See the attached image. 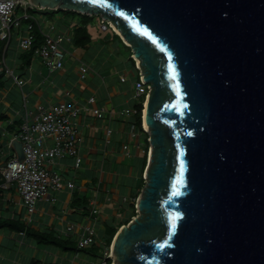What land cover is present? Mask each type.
Listing matches in <instances>:
<instances>
[{
  "label": "water",
  "instance_id": "95a60500",
  "mask_svg": "<svg viewBox=\"0 0 264 264\" xmlns=\"http://www.w3.org/2000/svg\"><path fill=\"white\" fill-rule=\"evenodd\" d=\"M30 1L110 19L152 86L147 179L112 264H264V0Z\"/></svg>",
  "mask_w": 264,
  "mask_h": 264
},
{
  "label": "crops",
  "instance_id": "0c3cea01",
  "mask_svg": "<svg viewBox=\"0 0 264 264\" xmlns=\"http://www.w3.org/2000/svg\"><path fill=\"white\" fill-rule=\"evenodd\" d=\"M63 27L65 29L63 31H69L72 35L70 27ZM17 36L16 33L11 39L8 53L3 55L7 57V61L10 58V62L16 66V72L25 79V82L21 88L14 77H10L9 83L0 87V111L6 110L8 115L6 120L0 121V165L13 155V152L18 153L12 142L14 140L21 142L15 138V134L20 131L23 122L17 125L15 121L24 117L25 110L23 112L22 106L25 101L28 109L35 112L39 103L47 104L67 99L84 104L88 96L95 95L97 99L95 104L105 107L109 116L102 118L105 120L100 122L101 120L91 112L81 113L76 118L77 128L83 138L81 165L76 167L75 158L69 155L59 157L51 164V168L63 174L65 179L75 182L74 188L63 186L60 190L51 189L38 202L36 211L30 213L23 204L16 185L12 184L5 188L2 182L0 219H17L36 229L54 230L57 234L76 241L82 232V226L92 223L97 225V241L103 245L107 221L123 220L126 217L117 219L115 216L119 213H125L127 216L130 213L128 206L130 198L134 189L139 188L148 168L146 133L140 129V133L132 138L128 131L131 115L121 113L122 108L133 106L139 101L134 94L136 71L130 60L129 51L122 54L114 40L115 44L112 47L103 44L93 51L91 55L94 56L95 63H92L85 57L86 47L92 45L89 43L79 52L73 50L74 57L68 58L62 68L55 69L50 68L40 56L34 54L31 63L24 68L22 74L19 72L22 63L19 55L22 49L19 47ZM127 45L130 46L128 43ZM80 59L91 66L86 77H82L79 72ZM122 76L125 77L124 80L121 79ZM11 86L16 87L18 94L21 95L18 99L20 106L16 105L10 95ZM68 90L71 92L69 95L66 93ZM22 92H25V96ZM134 99L137 101L131 105V100ZM109 124L114 128L110 143L106 141V128ZM126 140L130 141L129 154L122 147ZM94 204L98 207L96 213L91 212ZM69 224H74L71 230L67 229ZM106 252L105 247L101 254L105 255L98 261L91 256L96 253L67 251L52 244L39 245L33 238L25 236L23 231L17 232L8 226H0V264H101Z\"/></svg>",
  "mask_w": 264,
  "mask_h": 264
},
{
  "label": "built area",
  "instance_id": "2783aa9c",
  "mask_svg": "<svg viewBox=\"0 0 264 264\" xmlns=\"http://www.w3.org/2000/svg\"><path fill=\"white\" fill-rule=\"evenodd\" d=\"M19 8H22L20 13L18 12ZM43 8L30 0H0V37L9 42L17 32L19 47L23 50L28 49L35 40L33 30L38 24L43 33V41L35 48L34 54L40 56L50 68H62L68 59L67 55H72L67 45L71 41L72 35L69 31H58L56 23H52L45 29L42 21L34 14L33 10ZM111 24L110 19L100 18L101 29L106 30ZM131 55L136 60L135 54L132 53ZM137 65L134 94L139 98V102L144 103L152 86L145 79L141 65L139 63ZM78 69L81 76L86 77L91 66L80 59ZM1 73H5L11 78L14 77V80L22 88L25 79L16 72L14 66L9 65L5 55L0 59ZM121 79L124 80L125 77L122 76ZM66 93L71 94L69 90ZM23 95L25 96V92ZM96 100L95 95H90L84 104H78L74 100L67 99L47 104L39 103L35 112L29 110L27 102H24V120L20 131L15 134V138L22 142L24 157L20 158L17 152H13V155L0 165V173L4 179L2 186L6 188L15 184L21 194L23 204L30 213L36 211L38 202L51 189L60 190L63 186L75 187L73 180L65 179L63 174L51 168V164L57 158L69 155L75 158L76 167L81 165L83 138L77 128L76 118L83 112H91L94 116L103 118L107 110L101 105H96ZM136 112L138 109L135 105L126 106L121 110L123 115H132ZM141 126L147 132L149 140V129L143 125V122H141ZM128 131L132 138L140 133V129L134 123L129 124ZM113 132L114 128L109 124L106 128V141L108 143L111 141ZM122 147L128 154L130 153V141H124ZM150 147L151 145H149ZM143 179L144 181L147 179L146 173L143 175ZM97 211L98 207L94 204L91 212L96 213ZM73 225L69 224L67 229L71 230ZM82 228V232L77 237L79 248L95 243L98 236L94 224L86 223ZM113 260L114 257L111 252L107 251L101 264H112Z\"/></svg>",
  "mask_w": 264,
  "mask_h": 264
},
{
  "label": "trees",
  "instance_id": "16d2710c",
  "mask_svg": "<svg viewBox=\"0 0 264 264\" xmlns=\"http://www.w3.org/2000/svg\"><path fill=\"white\" fill-rule=\"evenodd\" d=\"M33 10L35 11V9H33ZM40 10H43L45 12L50 11V10L62 11L64 13L63 15L66 18L70 19V22L72 23L71 24V26H72V39L70 42L67 43L68 47L70 45H73L75 48L81 49V48L86 47L87 44L92 43L93 38H92V34L89 30L88 24L91 21V19L94 17V15H90L87 13H81V12L76 11V10L62 9V8H58V9L43 8ZM76 17H78V19ZM74 18H76L77 20L75 21ZM106 30L110 31V33L113 37V40L120 41L125 47L128 48L129 57H130L131 62L135 66V71H136V75H137L135 59L131 56V54L133 53L131 46L127 45L122 40L121 36L115 30H113L111 26H109L108 29H106ZM34 34H35V40H34L33 44L31 45V47L28 49H25V50L22 49V51L19 55V57L22 60V63L19 66L20 70L19 69L18 70H19V72L21 71L20 73H22V74L24 73V68L27 67V65H29L31 63V60L34 56L35 48L43 41V33H42L41 28L39 27L38 24H36V26L34 28ZM11 42H12L11 40L8 42L7 39L0 37V57H2L3 54L8 53V48H9ZM9 81H10V77L6 76L5 73L0 74V87L6 86L9 83ZM134 105L137 107L138 112L133 113L131 115V118L129 119V123H134L139 129H142L141 122H142L143 103L138 101ZM7 117H8V115L6 113V110H1L0 111V121L6 120ZM22 122H23L22 117L15 121V123L17 125H21ZM10 127L13 128L15 126H13V127L10 126ZM142 131H144V130L142 129ZM145 133H146V144H147L146 149H147L148 145H149V140H148L147 132H145ZM144 161H145V157H144ZM143 168H144V163H143ZM2 182H3V177L0 173V184ZM144 184H145V181L142 178L139 188L134 189V192L131 196L132 198H130V202H129L130 205L128 204L132 210V213H129L130 214L129 217H127L123 220L116 221V222H113L114 220L107 221L106 226H105V230H104L105 232H104V238H103L104 239L103 245L98 243V241H96L95 243H93L87 247L79 248L77 246V241L72 239V238L63 237V236L57 234L54 230L36 229V228L32 227L31 225H28V224H26L20 220L12 219V218H6V219H2V220L0 219L1 220L0 226L1 227L8 226L13 231H17V232L23 231L25 236L33 238L37 242V244H39V245L46 246L48 244H52V245H55L57 247L62 248L63 250H67V251H90L93 253H97L100 246H102L103 248H105V247L108 248L110 246L113 238H114V235L118 231L119 227L124 223H128L130 221L131 217L133 215H136L137 212H136L135 202H136L137 197L139 195V191H141Z\"/></svg>",
  "mask_w": 264,
  "mask_h": 264
},
{
  "label": "rangeland",
  "instance_id": "374dc122",
  "mask_svg": "<svg viewBox=\"0 0 264 264\" xmlns=\"http://www.w3.org/2000/svg\"><path fill=\"white\" fill-rule=\"evenodd\" d=\"M22 11V8H19V13ZM34 14L42 21V24H43V27L45 28V29H47L49 26H51V24L52 23H56V25H57V30L59 31V30H65L64 29V27L63 26H66V27H70V29H72V26H71V22H70V19L69 18H66L63 14V12L62 11H52V10H50V11H47V12H45V11H43V10H38V9H35V11H34ZM94 15V17L91 19V21L89 22V24H88V26H89V30H90V32H91V34H92V38H93V41H92V45H91V47H86V49H85V51H87L86 53H87V55L85 56L86 57V59L87 60H90L92 63H95V58H93L94 56H92L91 54L93 53V51L98 47V49L101 47V45H103V44H105V46H107V45H111V47H112V45H114L113 44V37H112V35H111V33H110V31H108V30H103V29H101L100 28V25H99V22H100V15L99 14H93ZM53 17V18H52ZM77 19H78V17H76ZM76 18H74V20L76 21L77 19ZM111 27H112V29L113 30H116L115 28H114V26L111 24ZM14 30H15V28H14ZM17 32H15V34H16ZM53 33H55V31H53ZM14 34V35H15ZM122 40L127 44V42L124 40V38L122 37ZM8 41V40H7ZM116 43H117V46H118V49H119V51L123 54V53H128V48L127 47H125L120 41H118V40H116ZM77 51V52H79V51H81V49H77V48H75L74 46H72V48H70V51L72 52V51ZM107 51H105V53H106ZM109 53H107V55H108ZM71 56H73V55H71V54H68L67 55V57L70 59V57ZM74 57V56H73ZM111 58H113V55H111ZM8 63H9V65H11V66H14L13 65V63L12 62H10V58L8 59ZM135 64L137 65L138 63H137V61L135 60ZM14 67H16V66H14ZM137 67H138V65H137ZM9 90H10V95H11V97H13L14 98V102L16 103V105L18 104V106H20L19 105V97H21V95H20V93L18 94V92H17V88L16 87H14V86H11L10 88H9ZM23 93V92H22ZM18 94V95H17ZM138 98V97H137ZM139 99V98H138ZM134 101H137V99L135 100H131V105L132 104H134L135 102ZM134 102V103H133ZM23 108H22V110H23V112H24V105L22 106ZM108 116H109V112L107 111L106 112V115L103 117V118H108ZM127 116V115H126ZM96 117V116H95ZM96 118H98V117H96ZM99 120H101L100 122H102L103 120H105V119H102V118H99ZM150 151V150H149ZM145 171V170H144ZM139 196V195H138ZM138 198V197H137ZM137 204V201L135 202V205ZM127 206V205H126ZM129 206V205H128ZM127 209H128V207H126ZM130 208V207H129ZM138 208L136 207V212L138 213V210H137ZM130 213L132 212V210H131V208H130V211H129ZM127 218V217H129V214H127V216L125 215V213H119V214H117L116 216H115V218H117V219H121V218ZM133 217H131V219H132ZM101 219V218H100ZM99 225H100V223H99ZM96 228H97V225L95 226ZM98 230V229H97ZM99 243V242H98ZM88 252H90V251H88ZM103 253V247L102 246H100V248H99V250H98V252L96 253V254H92L91 256H92V259H96V260H98V261H100V260H102V258L104 257V255H101Z\"/></svg>",
  "mask_w": 264,
  "mask_h": 264
},
{
  "label": "bare ground",
  "instance_id": "6f19581e",
  "mask_svg": "<svg viewBox=\"0 0 264 264\" xmlns=\"http://www.w3.org/2000/svg\"><path fill=\"white\" fill-rule=\"evenodd\" d=\"M112 25L114 26V28L116 29V31L124 38V40L128 43V44H131V42L124 36V34L122 33L121 29H119L113 22H112ZM135 58H136V61L140 64V58L135 54ZM148 102H149V96H147V98L145 99V106L143 107L144 108V113H145V116H146V112H147V106H148ZM144 126L149 129V125L148 123L146 122V119H145V122H144ZM149 153H148V163H150L151 161V154H152V146L150 147L149 149ZM112 247H113V244H112Z\"/></svg>",
  "mask_w": 264,
  "mask_h": 264
},
{
  "label": "snow or ice",
  "instance_id": "6c2138e0",
  "mask_svg": "<svg viewBox=\"0 0 264 264\" xmlns=\"http://www.w3.org/2000/svg\"><path fill=\"white\" fill-rule=\"evenodd\" d=\"M143 31L145 32V34L151 35V33H149L148 30H147L146 28H145ZM176 215H180V214L177 213Z\"/></svg>",
  "mask_w": 264,
  "mask_h": 264
},
{
  "label": "clouds",
  "instance_id": "9594fccd",
  "mask_svg": "<svg viewBox=\"0 0 264 264\" xmlns=\"http://www.w3.org/2000/svg\"><path fill=\"white\" fill-rule=\"evenodd\" d=\"M115 31H116V30H115ZM116 32H117V31H116ZM149 145H150V143H149ZM149 145H148V148H147V149H148V150H147L148 152H149V149H150V148H149ZM136 201H137V200H136ZM135 206H136V205H135ZM136 214H137V213H136ZM110 245H111V244H110ZM108 248H109V247H108ZM110 259H111L110 261H112V258H110ZM113 261H114V260H113Z\"/></svg>",
  "mask_w": 264,
  "mask_h": 264
}]
</instances>
